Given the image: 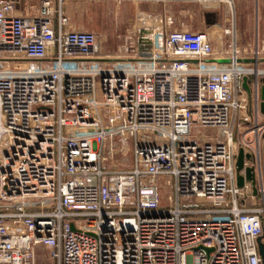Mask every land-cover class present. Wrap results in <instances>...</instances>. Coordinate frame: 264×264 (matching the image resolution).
I'll list each match as a JSON object with an SVG mask.
<instances>
[{
	"label": "built area",
	"instance_id": "2783aa9c",
	"mask_svg": "<svg viewBox=\"0 0 264 264\" xmlns=\"http://www.w3.org/2000/svg\"><path fill=\"white\" fill-rule=\"evenodd\" d=\"M65 2L25 16L0 0V264H263L264 63L239 61L264 50L164 21L102 55L94 34L66 28ZM129 143L132 167L110 165ZM241 148L257 194L237 186Z\"/></svg>",
	"mask_w": 264,
	"mask_h": 264
},
{
	"label": "rangeland",
	"instance_id": "374dc122",
	"mask_svg": "<svg viewBox=\"0 0 264 264\" xmlns=\"http://www.w3.org/2000/svg\"><path fill=\"white\" fill-rule=\"evenodd\" d=\"M214 3L218 4L211 5L210 3L200 5L198 3H185L184 5L186 6L183 8H179L177 5V8H173L174 3L169 4L165 8L156 4L143 3L140 9L141 13H143V17L139 20H147L149 24L144 25L143 22L139 21V23L133 27L131 26V20L133 18L135 19V6H133L134 10L131 8L129 11L130 21L126 19V21L122 23L120 8H117L118 6L114 2H111V4L102 2L93 4V7L89 8V15L83 17L82 21L85 23L84 28L100 36V51L102 55L113 57L121 56V54H119L121 46L119 35L129 30L128 33H136L138 37V33L143 29H148V26L155 24L160 26L161 19L163 22H172L170 29L187 28L196 31H208L211 35L215 36L217 40L221 39L222 47L226 48L228 46L227 33L228 31L232 32V25L235 24L233 8H226L227 4H224V0ZM130 4L134 5L133 3ZM246 14L249 13L246 12ZM250 15V23L246 20L247 25L245 27L249 29L250 32L245 38L251 41L253 40L256 30V17L254 16V11H250ZM235 25H233V27H235ZM233 32L235 33V31ZM234 33L233 35L236 36ZM133 157V144L129 143L125 151L114 155L113 158H109V164L117 165L121 169H129L132 167Z\"/></svg>",
	"mask_w": 264,
	"mask_h": 264
},
{
	"label": "crops",
	"instance_id": "0c3cea01",
	"mask_svg": "<svg viewBox=\"0 0 264 264\" xmlns=\"http://www.w3.org/2000/svg\"><path fill=\"white\" fill-rule=\"evenodd\" d=\"M11 1L14 2L15 9L18 15L29 16V15H34L38 13L44 0H11ZM51 1L54 3L56 7H58V0H51ZM102 2L111 4L112 1L110 0H66L65 4L63 5V13L69 20L66 28H69L77 32L94 34L100 44L101 42L100 36L97 33L84 28L85 23L84 21H82V18L89 15V8H92L93 4L102 3ZM184 4L185 3H181V2L174 3L173 8H177L176 5L179 8H183L186 6ZM224 4H226V2ZM229 4L233 8V12H234L233 18L236 24V25L233 24L235 25V27H233L232 25L231 31L232 32L235 31V33L234 32L233 33L236 34L238 45L248 46V47H253V48L258 47L259 49L264 50V0H232L229 2ZM141 5L143 4L132 5L128 2V3H123L120 6H118L117 8H120L119 10H121L122 23H124L126 19H128L127 21H130L129 11L131 10V8H133V6H135L134 7L135 8V14H134L135 19L133 18L131 20V23H132L131 26L133 27L136 26V24L139 23V21L143 22L144 25L146 24L148 25L149 23L147 20H143V19L139 20L141 17H143V13H141V10H140ZM250 11L252 12L254 11V16L256 17V30L253 36V40L251 41L245 38V36L249 34L250 32L249 29L245 28L247 25L246 20L249 21L250 23V18H251ZM246 12H248L249 14H246ZM160 21L162 24L163 22L162 19ZM156 25L157 24L152 25V26L150 25L148 26V28L159 27V25L157 26ZM145 30L146 29L141 30V32H139L138 35L142 34ZM169 30L172 31L174 29H169ZM128 31L119 35L120 41H121L119 54L121 55L124 54L125 49L132 47V46L137 47V43H136L138 39L137 34L128 33ZM232 32L228 31L227 33L228 35L226 34L228 36L227 43H230V41L232 40L234 36ZM244 125L245 124H243V126ZM245 127L247 128L249 127V129H251L250 125H245ZM244 131L245 130L237 131L236 139L238 141L241 140V134ZM246 138L249 141V143L252 145V147H254V135L252 133H249L246 136ZM255 202L257 206H262L263 204L262 197L260 196L256 197ZM242 206L253 208L254 204L248 201V202H244ZM263 242H264V239H263Z\"/></svg>",
	"mask_w": 264,
	"mask_h": 264
},
{
	"label": "water",
	"instance_id": "95a60500",
	"mask_svg": "<svg viewBox=\"0 0 264 264\" xmlns=\"http://www.w3.org/2000/svg\"><path fill=\"white\" fill-rule=\"evenodd\" d=\"M193 65L200 66V65H205V66H212L215 65L214 63L210 62H197V61H189ZM240 63H264V59H260L258 61L256 60H240ZM70 65L73 66H87V67H102L104 63H108L111 66H121V67H129L133 66L137 63H139V60L137 59H132L128 62H119V63H113V62H102V61H84V63L80 64L78 62H69ZM161 64H164L165 61H160ZM229 61H223L221 64L226 65L228 64ZM35 66L42 67L43 65L38 62L33 63ZM51 64V62H48L46 65ZM244 89L248 92L251 93V89L248 84L247 78L244 79L243 83ZM260 111L264 115V86L261 88L260 91ZM245 159H248L250 161L253 160V156L251 154H245V151L243 148L240 149L237 161H236V174H237V186L239 188H243L246 182H250L253 185V191L254 194H257V181H256V170L255 167H245ZM245 172L244 174L242 172ZM258 248H259V253L262 259V263L264 264V242H263V237L258 239Z\"/></svg>",
	"mask_w": 264,
	"mask_h": 264
},
{
	"label": "bare ground",
	"instance_id": "6f19581e",
	"mask_svg": "<svg viewBox=\"0 0 264 264\" xmlns=\"http://www.w3.org/2000/svg\"><path fill=\"white\" fill-rule=\"evenodd\" d=\"M229 2L226 0V4H227V7L226 8H229L230 9L231 8V5L229 4ZM213 4L215 5V4H218V3H211V5H213Z\"/></svg>",
	"mask_w": 264,
	"mask_h": 264
}]
</instances>
